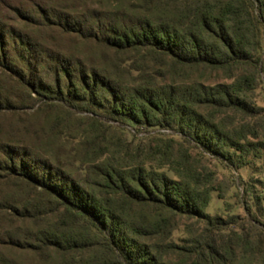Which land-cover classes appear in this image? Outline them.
I'll return each instance as SVG.
<instances>
[{
  "label": "trees",
  "instance_id": "obj_1",
  "mask_svg": "<svg viewBox=\"0 0 264 264\" xmlns=\"http://www.w3.org/2000/svg\"><path fill=\"white\" fill-rule=\"evenodd\" d=\"M97 1L0 0V264H264L194 157L264 161V0Z\"/></svg>",
  "mask_w": 264,
  "mask_h": 264
},
{
  "label": "rangeland",
  "instance_id": "obj_2",
  "mask_svg": "<svg viewBox=\"0 0 264 264\" xmlns=\"http://www.w3.org/2000/svg\"><path fill=\"white\" fill-rule=\"evenodd\" d=\"M19 1V0H17ZM97 0H87L89 6L97 7ZM23 27V23H18ZM258 103L264 105V93L258 94ZM196 161L201 165L209 168L215 173L214 186L217 190L212 192V200L207 209L210 214H220L227 217L231 213L245 215L243 201L246 200V185H255L256 190L262 191L264 194V161L256 160L254 165L241 170H234L228 167L221 160L211 156L201 157L199 154L194 155ZM253 180V181H252ZM258 181L259 183H256ZM222 196V197H220ZM245 202V201H244ZM250 203V201H249ZM180 233H178L179 236ZM18 260H22L28 264H36L35 259L24 251H13Z\"/></svg>",
  "mask_w": 264,
  "mask_h": 264
}]
</instances>
